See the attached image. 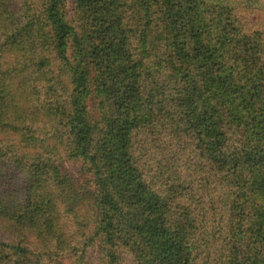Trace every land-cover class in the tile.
Returning <instances> with one entry per match:
<instances>
[{"label": "trees", "instance_id": "1", "mask_svg": "<svg viewBox=\"0 0 264 264\" xmlns=\"http://www.w3.org/2000/svg\"><path fill=\"white\" fill-rule=\"evenodd\" d=\"M236 1L0 0V264H264V0Z\"/></svg>", "mask_w": 264, "mask_h": 264}, {"label": "rangeland", "instance_id": "2", "mask_svg": "<svg viewBox=\"0 0 264 264\" xmlns=\"http://www.w3.org/2000/svg\"><path fill=\"white\" fill-rule=\"evenodd\" d=\"M130 2V0H127ZM243 4V1L241 0H237L235 2V6H240ZM262 12H264V6H262ZM66 10L69 12V14L72 13V3L71 0H67L66 3ZM261 11V10H259ZM250 15H247V13L242 12V17L244 16V20L242 23L247 24L249 21L250 24H255V20L256 21H260L261 18L257 13H251L249 12ZM241 17V18H242ZM86 107L88 110V113L90 114V116L94 117L97 116V111H96V102L93 99H89L86 103ZM38 137L40 138L41 136L38 135ZM41 139V138H40ZM52 145V143H51ZM63 167L64 169L69 173V175L74 179L75 182H80L82 181L81 177H80V167H81V162L76 161L74 159H64L63 162ZM96 250L93 249L87 256V264H97V254H96ZM59 264H77L75 259H62L61 263Z\"/></svg>", "mask_w": 264, "mask_h": 264}]
</instances>
